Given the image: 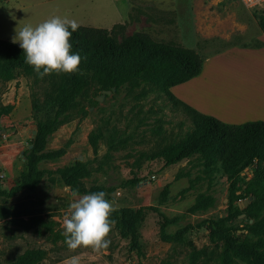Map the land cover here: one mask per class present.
Returning <instances> with one entry per match:
<instances>
[{
    "label": "rangeland",
    "instance_id": "1",
    "mask_svg": "<svg viewBox=\"0 0 264 264\" xmlns=\"http://www.w3.org/2000/svg\"><path fill=\"white\" fill-rule=\"evenodd\" d=\"M54 16L83 27L111 30L119 25V38L141 32L193 50L204 59V71L192 86L186 83L172 92L219 120L245 110H236L233 101L251 96L252 81L264 79V51L250 50L260 45L264 3L250 8L241 0H0V40L12 42L16 30ZM59 81L0 79V105L13 107L3 119L0 141V189L6 194L27 181L25 153L34 139L33 127L37 130L44 116L34 105L45 104ZM102 95L90 77L49 139L47 150L56 155L38 165L37 171L45 173L40 184L34 190L26 184L13 197L0 195L5 212L0 217V264L31 251L41 252L40 264H62L74 255L81 264H264V230H252L264 218V207L256 219L245 215L228 223L233 248L204 225L228 215L233 179L218 158L194 155L164 168L158 156L188 141L194 132L191 117L175 108L152 78L128 83L97 103ZM246 110L261 112L257 105ZM96 188L105 190L115 211H141L142 221L135 233L115 222L111 243L100 253L70 251L63 217L71 191L85 195ZM239 189L244 197L239 203L253 197V169L241 174ZM184 229L183 238H174Z\"/></svg>",
    "mask_w": 264,
    "mask_h": 264
},
{
    "label": "trees",
    "instance_id": "2",
    "mask_svg": "<svg viewBox=\"0 0 264 264\" xmlns=\"http://www.w3.org/2000/svg\"><path fill=\"white\" fill-rule=\"evenodd\" d=\"M118 26L111 30L79 26L72 34V53L81 57V71L75 74L52 73L43 78L52 81L60 78V81L55 84L56 89L48 93L45 104L36 102L34 105L37 112L44 111V116L38 122L37 133L31 143L33 148L25 153V158L30 162L27 181L9 194L0 189V195L13 197L26 184L31 190L40 184L45 173L37 171L38 165L56 155L47 150L49 139L62 121L63 115L71 110L86 89L90 77L101 87L102 92L113 88L118 91L128 83L152 78L172 105L191 117L194 126V132L188 141L159 151L158 156L165 162L164 168L194 155H213L233 179L228 196L227 217L204 223L215 238L233 248L232 228L228 223L242 215L256 219L257 211L264 207V122L227 124L202 114L179 100L172 93V88L199 77L204 69V59L193 50L174 43L157 42L146 33L139 32L119 38ZM261 29L264 32V21L261 22ZM25 60V53L19 44L0 40L1 80L12 81L19 76L33 78L36 82L43 80ZM12 110L13 107L0 105V141L4 133L3 119ZM247 169H253L257 191L253 195L254 200L242 210L239 202L244 197L238 195L239 182L241 174ZM100 191L105 192L102 188H96L89 191V194ZM4 216L5 212L0 210V217ZM110 219L115 220L123 231L135 233L137 225L142 221V213L120 209L114 211ZM252 230L263 231L264 218L257 221ZM187 231L188 229H184L174 238H183ZM42 259L41 252L31 251L8 264H40Z\"/></svg>",
    "mask_w": 264,
    "mask_h": 264
},
{
    "label": "clouds",
    "instance_id": "3",
    "mask_svg": "<svg viewBox=\"0 0 264 264\" xmlns=\"http://www.w3.org/2000/svg\"><path fill=\"white\" fill-rule=\"evenodd\" d=\"M78 27L75 20L54 16L35 27L28 24L16 30L12 42L19 43L25 62L39 78L52 73L75 74L81 71V57L72 53L70 40ZM106 196L103 191L85 195L78 189L71 191L72 202L63 217L64 242L70 251L84 248L100 253L108 249V237L115 225L110 217L116 209ZM62 264H81V258L74 255Z\"/></svg>",
    "mask_w": 264,
    "mask_h": 264
},
{
    "label": "crops",
    "instance_id": "4",
    "mask_svg": "<svg viewBox=\"0 0 264 264\" xmlns=\"http://www.w3.org/2000/svg\"><path fill=\"white\" fill-rule=\"evenodd\" d=\"M259 41H260V45L259 46L257 45V46H255L254 48H252L250 50H254L255 49L256 51H259V52L264 51V32L259 36ZM232 49H235L236 51H244L245 50V49H242V48H232ZM210 61L211 60H209L207 63H209ZM204 67H205V64H204ZM203 71H204V69H203ZM197 78H194L193 80L189 81L190 83L187 82L188 85H191V84L193 85ZM182 85H184V84H182ZM176 87H178V86H176ZM176 87L172 88V90L176 89ZM251 91H252L251 92V96L250 95L249 96L248 95H245V96L243 95L242 102L237 100V98H236L235 101H233V104H235V105L232 104L235 107L236 110H242V109H245V110L239 111L237 113V116L235 115V113L233 114L232 117H224V116H222L221 119L223 121L222 120H220V121H222V122L227 121V122H224V123L236 124V125L244 124V123H247V122H255V121L264 122V79H257L255 81H252ZM238 94L239 93L237 92V94L235 96H237ZM256 105L259 107L261 112L260 111L255 112V111H252V110H246L247 108L252 109ZM225 107L227 108L228 106H225ZM200 113H202V112H200ZM202 114H204V113H202ZM230 121H234V122H230Z\"/></svg>",
    "mask_w": 264,
    "mask_h": 264
},
{
    "label": "water",
    "instance_id": "5",
    "mask_svg": "<svg viewBox=\"0 0 264 264\" xmlns=\"http://www.w3.org/2000/svg\"><path fill=\"white\" fill-rule=\"evenodd\" d=\"M116 91H117L116 88H113V89L110 90V91H104L102 97L97 98V101H98V102H102V101L104 100V98H105L106 95H112V94L115 93ZM33 128H34V130H33V137H35L37 131H36V127H33ZM32 148H33V146H30V149H32ZM254 198H255V197H250V199H249L248 201H246V202H244V203H239V207H240V209L243 210V209L247 208V207L250 205V203L254 200ZM243 217H245V215H242V216H241V218H243Z\"/></svg>",
    "mask_w": 264,
    "mask_h": 264
},
{
    "label": "built area",
    "instance_id": "6",
    "mask_svg": "<svg viewBox=\"0 0 264 264\" xmlns=\"http://www.w3.org/2000/svg\"><path fill=\"white\" fill-rule=\"evenodd\" d=\"M247 7H257L264 3V0H241Z\"/></svg>",
    "mask_w": 264,
    "mask_h": 264
},
{
    "label": "bare ground",
    "instance_id": "7",
    "mask_svg": "<svg viewBox=\"0 0 264 264\" xmlns=\"http://www.w3.org/2000/svg\"><path fill=\"white\" fill-rule=\"evenodd\" d=\"M225 104V103H224Z\"/></svg>",
    "mask_w": 264,
    "mask_h": 264
}]
</instances>
